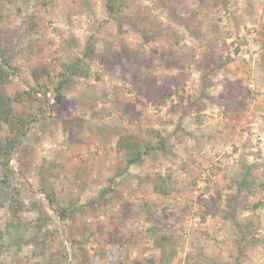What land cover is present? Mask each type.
Returning a JSON list of instances; mask_svg holds the SVG:
<instances>
[{
	"label": "rangeland",
	"instance_id": "374dc122",
	"mask_svg": "<svg viewBox=\"0 0 264 264\" xmlns=\"http://www.w3.org/2000/svg\"><path fill=\"white\" fill-rule=\"evenodd\" d=\"M107 1L0 0V29L37 15L36 32L19 29L17 68L3 90L22 96L17 110L45 113L0 160L9 183L0 192V264H264V0H127L131 22L121 31ZM91 35L98 51L130 50L150 67L102 71L90 60L92 76H68L63 104L51 100L45 111L40 92L29 97L37 87L30 70L45 69L51 90ZM142 70L178 76L164 105L138 94ZM113 128L152 142L161 134L172 153L128 165ZM45 162L58 166L47 181L53 204L40 187ZM245 172L256 188L248 197L239 184ZM155 183L167 193L153 191ZM41 217L51 236L34 243Z\"/></svg>",
	"mask_w": 264,
	"mask_h": 264
},
{
	"label": "trees",
	"instance_id": "16d2710c",
	"mask_svg": "<svg viewBox=\"0 0 264 264\" xmlns=\"http://www.w3.org/2000/svg\"><path fill=\"white\" fill-rule=\"evenodd\" d=\"M127 0H108L106 3V9L109 13V16L116 22L117 30L121 31L125 23L131 22V16L126 13L128 8ZM37 15L35 12L30 13L27 18L22 22L21 28L18 29H0V131L3 125L8 127V133L3 135L0 133V160L10 159L15 150L19 147L21 143V137H23L31 125L38 117L45 115L43 109H40V113L35 115L26 110H17L15 103L22 102V96L11 97L7 94L3 87L5 83L9 80L10 74L17 67L13 64L15 58L18 55V49L16 48V43L20 38L21 34L19 29L23 30L25 35H31L37 30V23L35 21ZM95 38L91 35L87 38V41L84 45V50L81 58H77L70 63L63 64L66 67L68 74L60 73V78L57 79L52 85L51 90L48 88L47 83L43 82L44 78H48L45 69L33 68L30 70L31 77L33 82L37 84L36 88H31L29 97H32L33 92H40L42 100L46 106V110L52 108L53 102L60 106L63 104L62 92L65 89V86L68 82V76H76L83 78H90L92 76L90 64L88 61L95 60L102 71H108L111 68L117 65H124L126 62H134L139 67H150L149 64L144 62H139L135 59L133 52L118 50L114 51L111 54H106L100 52L96 49ZM47 76V77H46ZM97 78L99 76H96ZM49 79V78H48ZM137 90L138 94L142 96L145 100L149 101L155 106L164 105L174 94V87L178 85V76L173 74H166L162 78H159L156 74L146 73L142 70L141 73H137ZM51 92L52 96L49 97L48 93ZM50 103V107H48ZM114 129V128H113ZM101 135H104L107 129L105 127H100L99 130ZM113 135L116 136L115 139V149L117 152L123 153L126 163L128 165L141 162L142 159L153 151H160L163 155L172 153L170 147L167 144V139L165 136L159 134L156 137L155 142H152L137 133L131 132L129 130H124L120 132L117 129L113 130ZM17 162L19 164V170L22 173L26 171V162L23 160L22 156L17 155ZM6 164V163H5ZM53 166H57L51 162H45L43 166H40L39 178L41 182V190L45 194V198L51 204L55 201V193L50 190L47 186V181L50 177H56L58 174L53 170ZM58 167V166H57ZM157 178L165 181V177L157 175ZM246 178V172L243 176V179L240 180L239 184L247 192V197L253 195L256 192L253 182H247L244 180ZM3 184L9 185L6 180H0V192L3 191ZM108 188H104L100 191L98 198L105 201L104 193ZM153 191L156 193H167V190L161 185L155 183L153 185ZM233 198H229L226 203L229 212L226 216L233 212ZM96 200V198H95ZM14 207V213L16 211V205L11 204ZM246 205V204H245ZM256 207V206H255ZM58 215L64 219L67 217V210L65 208L58 209ZM41 221H37L35 224L34 236L31 237V241L34 243L46 242L50 238L51 234L48 231H42V226L45 223L42 220H47L45 217L39 218ZM41 237V241L40 240ZM120 237L114 235V233H109V241H118ZM71 245H76L79 249L85 252L83 246H81L80 241L75 239L71 240Z\"/></svg>",
	"mask_w": 264,
	"mask_h": 264
}]
</instances>
